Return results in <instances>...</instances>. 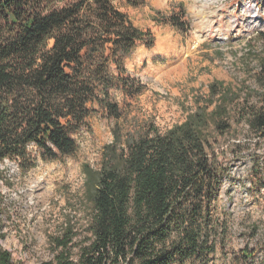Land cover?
Returning a JSON list of instances; mask_svg holds the SVG:
<instances>
[{"label": "trees", "instance_id": "trees-1", "mask_svg": "<svg viewBox=\"0 0 264 264\" xmlns=\"http://www.w3.org/2000/svg\"><path fill=\"white\" fill-rule=\"evenodd\" d=\"M159 21L182 27L175 14ZM154 42L113 0H0V163L12 160L27 172L37 158L74 156L73 134L88 128L92 114L101 110L115 121L99 165L81 166L86 235L77 240L70 224L50 235L53 258L45 264H207L215 252L213 211L226 172L218 139L233 117L264 139V99L247 103L214 79L164 132L148 120L129 122L112 93H143L125 60ZM258 74L264 90V57ZM0 264H12L1 245Z\"/></svg>", "mask_w": 264, "mask_h": 264}, {"label": "rangeland", "instance_id": "rangeland-1", "mask_svg": "<svg viewBox=\"0 0 264 264\" xmlns=\"http://www.w3.org/2000/svg\"><path fill=\"white\" fill-rule=\"evenodd\" d=\"M113 2L155 37L152 47L140 44L125 60L129 74L144 85L143 93L132 99L112 93L128 121L148 120L164 132L184 120L214 79L237 90L240 100L261 104L264 0H145L136 7L125 0ZM171 14L180 18V29L159 21ZM114 122L101 110L92 114L88 128L73 134L78 143L74 156L37 158L27 172L15 161L0 163V245L10 252L12 264L50 261L48 237L65 225L73 226L77 240L86 235L90 206L81 166L99 165ZM217 146L226 172L213 211L218 239L207 264H264V139L233 117ZM29 150L35 154L33 146Z\"/></svg>", "mask_w": 264, "mask_h": 264}]
</instances>
